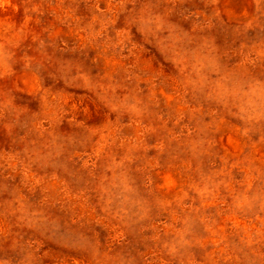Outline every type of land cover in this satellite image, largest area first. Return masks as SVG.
<instances>
[{"label":"rangeland","instance_id":"374dc122","mask_svg":"<svg viewBox=\"0 0 264 264\" xmlns=\"http://www.w3.org/2000/svg\"><path fill=\"white\" fill-rule=\"evenodd\" d=\"M0 264H264V0H0Z\"/></svg>","mask_w":264,"mask_h":264}]
</instances>
